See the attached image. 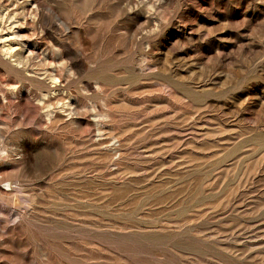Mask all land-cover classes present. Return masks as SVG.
I'll use <instances>...</instances> for the list:
<instances>
[{
    "label": "rangeland",
    "instance_id": "1",
    "mask_svg": "<svg viewBox=\"0 0 264 264\" xmlns=\"http://www.w3.org/2000/svg\"><path fill=\"white\" fill-rule=\"evenodd\" d=\"M0 264H264V0H0Z\"/></svg>",
    "mask_w": 264,
    "mask_h": 264
},
{
    "label": "bare ground",
    "instance_id": "2",
    "mask_svg": "<svg viewBox=\"0 0 264 264\" xmlns=\"http://www.w3.org/2000/svg\"><path fill=\"white\" fill-rule=\"evenodd\" d=\"M12 47V46H11ZM11 47H9L8 48V50H6L7 52H6V54L5 55H8L9 53H11V51H13L12 49H11ZM8 53V54H7ZM10 55V54H9Z\"/></svg>",
    "mask_w": 264,
    "mask_h": 264
}]
</instances>
